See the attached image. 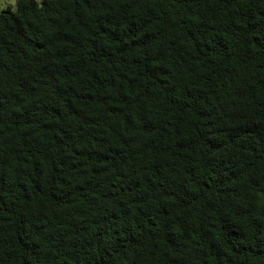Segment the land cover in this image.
Returning <instances> with one entry per match:
<instances>
[{"label": "trees", "instance_id": "16d2710c", "mask_svg": "<svg viewBox=\"0 0 264 264\" xmlns=\"http://www.w3.org/2000/svg\"><path fill=\"white\" fill-rule=\"evenodd\" d=\"M0 264H264V0L1 9Z\"/></svg>", "mask_w": 264, "mask_h": 264}, {"label": "rangeland", "instance_id": "374dc122", "mask_svg": "<svg viewBox=\"0 0 264 264\" xmlns=\"http://www.w3.org/2000/svg\"><path fill=\"white\" fill-rule=\"evenodd\" d=\"M17 9V0H0V10L5 8Z\"/></svg>", "mask_w": 264, "mask_h": 264}]
</instances>
